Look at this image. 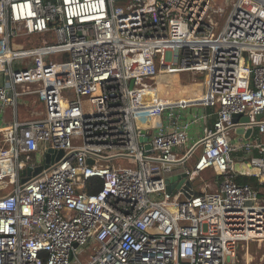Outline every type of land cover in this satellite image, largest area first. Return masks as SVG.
Masks as SVG:
<instances>
[{"label":"built area","instance_id":"1","mask_svg":"<svg viewBox=\"0 0 264 264\" xmlns=\"http://www.w3.org/2000/svg\"><path fill=\"white\" fill-rule=\"evenodd\" d=\"M183 71L203 74L207 90L171 103L158 75ZM26 82L35 86L18 89ZM26 95L44 109L20 119ZM199 103L215 117L183 152L209 115H185ZM6 105L0 264H249L239 243L264 240V198L236 181L230 159L247 155L264 181V0H0V117ZM249 126L248 138L236 134ZM49 148L63 154L45 166ZM198 148L191 167L174 168ZM208 169L212 190H167L169 175ZM91 178L97 191L86 190Z\"/></svg>","mask_w":264,"mask_h":264},{"label":"rangeland","instance_id":"2","mask_svg":"<svg viewBox=\"0 0 264 264\" xmlns=\"http://www.w3.org/2000/svg\"><path fill=\"white\" fill-rule=\"evenodd\" d=\"M213 8L217 9L220 6H225V0H212ZM225 17V11L222 12L221 15H216L214 17L215 22L219 25L223 23ZM44 37L41 35H28L27 37H19L14 38L15 43H20L23 46L37 45L42 42ZM62 59L60 54H52L49 56L48 60L55 62L57 60ZM160 78L158 81V87L162 88L160 93L166 98L168 101L172 102H186V101H194L199 98V94L203 95L207 90L206 84L204 82V75L200 73H196L193 71H183L180 72L179 76L177 73L175 74H164L160 73L158 75ZM171 82V83H170ZM35 82H26L24 84H19L18 89H25L27 87H34ZM168 87V88H167ZM167 88V89H166ZM169 93V94H168ZM173 94L175 97L171 98L170 95ZM190 94V95H189ZM31 95H26L21 98L30 97ZM196 108L202 109V106H197V104L190 105L187 109H192L194 111ZM1 136V135H0ZM192 144V139L189 137L186 144L183 146V152L186 151L189 146ZM181 152L180 154H182ZM200 153V148L196 149L191 153V156L188 158L187 162L189 166L193 164L195 159ZM115 162H118L115 160ZM175 169L178 167H174ZM214 170L208 169V171H202L198 176L202 180V185L205 183H215ZM197 178H195L196 180ZM195 182V181H194ZM201 183V182H200ZM4 185L0 184V194L4 192ZM7 189V188H6ZM176 191H174L173 195H176ZM90 254L92 253L91 247L87 250ZM237 258L245 259L249 262V264H264V240L258 239H250L246 241H242L239 243V247L237 249Z\"/></svg>","mask_w":264,"mask_h":264},{"label":"crops","instance_id":"3","mask_svg":"<svg viewBox=\"0 0 264 264\" xmlns=\"http://www.w3.org/2000/svg\"><path fill=\"white\" fill-rule=\"evenodd\" d=\"M198 96H199L198 99H202V95L199 94ZM22 97H24V96H22ZM170 97L174 98L175 96L173 94H171ZM186 102H189V101H186ZM192 105H194V104H192ZM197 106H202L203 108L202 109L196 108L194 111H192V109H190V110L187 109L189 107L188 106L187 108L184 109L185 115H187V113L193 114L197 111L200 113H204V112L209 113V115L205 118H201L197 124L192 125V127L189 131V134H190L189 137L192 140L195 139L196 137H198L199 135H201L202 132L204 131V129L211 125L212 120H213V114H210L213 106H209V105L206 106V105H203L201 103L197 104ZM43 109H44V107H43L42 103L38 102L36 97L33 95H31L30 97L21 98L18 105H17V113H18V117L20 119H26V118L34 117L37 115V113H42ZM2 117L4 119L3 121H2ZM2 117H0V119H1L0 120L1 121L0 122V128H3L12 119V107H11V105H6V107L4 108V114L2 115ZM236 134H238V136H239L242 133L236 132ZM0 135H1V133H0ZM242 136H244V135L242 134ZM244 138H248V137L244 136ZM188 158L182 164L176 165V167H178L177 170L178 169L181 170L182 168L192 166V165L189 166L188 163H186ZM246 158H247V155L244 156L242 152L234 151L231 153L230 159L233 161L234 173L236 175L237 174L250 175V173H249L250 171L247 170L249 168V163L247 162ZM243 168H246V170L244 171ZM206 171H208V170H206ZM196 178H197L196 180L195 179L192 180L193 188H194L195 192H197V193L204 192V191L212 190L214 188L213 183H208V184L205 183L204 185H202L201 178L200 177H196Z\"/></svg>","mask_w":264,"mask_h":264},{"label":"water","instance_id":"4","mask_svg":"<svg viewBox=\"0 0 264 264\" xmlns=\"http://www.w3.org/2000/svg\"><path fill=\"white\" fill-rule=\"evenodd\" d=\"M262 114H257L256 118H260ZM242 120V121H249V117L246 114L242 113H234L232 115V120ZM237 133H243L245 137H249L250 134L253 131V128L251 126L247 127L245 130L243 127H238L235 129ZM142 141L146 140V137L141 138ZM148 146V145H146ZM56 154V155H55ZM63 154V151L61 149L55 150L52 148H49L48 151L45 153V160L44 164L47 166L50 162L59 159ZM55 155V157H54ZM88 162H92L91 159H88ZM42 168V165H37L35 167H30L28 166L24 171L23 174L27 175H35L37 172H39ZM26 177H23L22 180H25ZM166 184H167V190L171 192L174 189L181 188L184 191V195L186 197L191 196L192 194L195 193V190L193 188V182L188 178V175L185 171L179 172V173H174L172 175H169L166 179Z\"/></svg>","mask_w":264,"mask_h":264},{"label":"trees","instance_id":"5","mask_svg":"<svg viewBox=\"0 0 264 264\" xmlns=\"http://www.w3.org/2000/svg\"><path fill=\"white\" fill-rule=\"evenodd\" d=\"M63 59H66V55L62 56ZM213 112V108L211 109ZM215 114H213V119ZM235 179L238 183L248 184L251 188L255 189L258 192L260 197L264 198V181H259V179L254 175H243L237 174ZM100 187V180L98 178H91L87 181L86 190L88 192L97 191Z\"/></svg>","mask_w":264,"mask_h":264},{"label":"bare ground","instance_id":"6","mask_svg":"<svg viewBox=\"0 0 264 264\" xmlns=\"http://www.w3.org/2000/svg\"><path fill=\"white\" fill-rule=\"evenodd\" d=\"M172 67L174 68L175 66L174 65H172ZM162 88H159V90H161ZM169 94V93H168ZM243 170L245 171L246 170V168H243ZM248 171H252V169L249 167L248 169H247ZM260 240H262V239H260Z\"/></svg>","mask_w":264,"mask_h":264}]
</instances>
